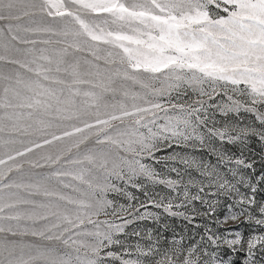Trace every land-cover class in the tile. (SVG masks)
Segmentation results:
<instances>
[{"label":"snow or ice","instance_id":"obj_1","mask_svg":"<svg viewBox=\"0 0 264 264\" xmlns=\"http://www.w3.org/2000/svg\"><path fill=\"white\" fill-rule=\"evenodd\" d=\"M209 108L252 113L261 130L208 128ZM249 135L264 141V0H0V264H231L223 246L256 264L264 231L222 238L206 228L209 247L157 240L137 243L134 258L121 238L140 236L127 231L136 221L159 220L148 205L191 223L179 209L208 204L206 188L238 197L224 223L244 217L264 230V202L244 176L252 195L187 154L156 155ZM177 165L203 179L185 181ZM140 179L183 199L109 198L136 200L129 187L148 197Z\"/></svg>","mask_w":264,"mask_h":264},{"label":"rangeland","instance_id":"obj_2","mask_svg":"<svg viewBox=\"0 0 264 264\" xmlns=\"http://www.w3.org/2000/svg\"><path fill=\"white\" fill-rule=\"evenodd\" d=\"M40 46L43 47V45ZM21 47L27 46L21 45ZM9 67L12 66L9 65ZM191 95V92H189V96ZM185 99H187V97H185ZM216 100H220V97H217ZM210 103H215V101ZM208 115V128L219 129L226 127L230 131L235 129V131L238 132L240 129L244 128H251L259 131L262 127L260 122L256 120L255 115L244 111H241L239 114L229 113V115L224 116L216 108H209ZM53 131L59 130L53 129ZM204 131L206 132V129H204ZM17 147H19V145H17ZM51 148L52 146L46 145L43 150L36 149V153L50 150ZM213 149H215V152ZM174 151L187 154L198 161H203L216 168L221 176L236 185L240 193L252 195L250 188L239 182L240 176H244L249 183L256 185L257 192L255 193V196L257 201L264 202V183L259 182L260 176L264 174V141H261L258 136L249 135L246 138V142L236 141L232 143H229L227 140L221 141L219 138L213 137L210 141L206 139L205 145L203 146L199 145L197 142L195 147L180 149L163 148L161 151L157 152L156 155L164 158ZM220 154H223L226 158H231L232 161L235 159H243L246 163H252L253 167L247 169L242 166H236L234 163L228 162L227 159L221 161L218 159ZM29 156H32V154H29ZM177 166L181 168L185 181L188 180L189 175L197 179H203L195 169L185 170L183 165ZM25 167L27 168V165H25ZM156 167L165 177L170 176L176 178V174L170 172L168 169L162 168L160 165H157ZM229 168L234 169L238 175L234 176L232 172L229 171ZM33 171L43 172L46 171V169H36ZM137 182L146 186V190L149 193L148 197L144 195L143 190L129 187L127 190L137 198L136 200L129 201L126 196L118 193H109V198L113 199L117 206L120 204L128 205L129 203L138 205L140 202L146 203L150 198L156 200L164 198L165 201L171 199L174 203L183 199L182 195L177 197V194L172 192L165 185L152 184L144 179H140ZM191 191L196 192V188H192ZM212 191H215V189H212ZM200 195L208 200L209 203L204 204L200 201H195L192 205H188L187 209H179L180 211H186L187 215L193 217L191 223L183 217L169 216L163 211V209L153 208L151 205H148V211L158 213L159 220L145 219L136 221L129 226L127 231L129 233L133 230L139 231L140 236L129 235L126 238L121 237L122 239H126L128 245L133 246V258L135 256L134 246L137 243L141 246H147L148 244L155 243L157 240L162 247L170 246L173 240L180 239L183 240L185 245L200 244L203 247H209L207 236L205 234L206 228L222 238H232L235 231H239L245 238L264 231L254 223H247L244 217H241L238 221L229 220L227 223H224V217L230 215L231 212H239L240 210V206L235 203V200L238 199L235 193L229 195H211L206 188L205 193H201ZM213 203L215 206V212L211 213L209 204ZM229 206H231V209ZM193 207H195V212H193ZM141 211H144V209H141ZM229 229H231L232 232H229ZM149 235H151V240L148 239ZM202 236L204 237L203 241H201ZM113 250L120 251L119 248H114ZM209 250L211 251V249ZM217 251L219 256L226 260H230L231 264H235V262H238L237 264H246V251L232 252L226 246H223ZM254 260L256 261V264H264V252L257 249Z\"/></svg>","mask_w":264,"mask_h":264},{"label":"trees","instance_id":"obj_3","mask_svg":"<svg viewBox=\"0 0 264 264\" xmlns=\"http://www.w3.org/2000/svg\"><path fill=\"white\" fill-rule=\"evenodd\" d=\"M238 262H235V264H237Z\"/></svg>","mask_w":264,"mask_h":264}]
</instances>
